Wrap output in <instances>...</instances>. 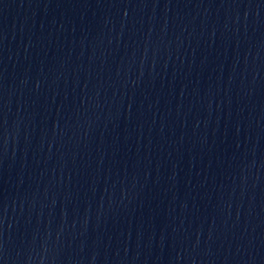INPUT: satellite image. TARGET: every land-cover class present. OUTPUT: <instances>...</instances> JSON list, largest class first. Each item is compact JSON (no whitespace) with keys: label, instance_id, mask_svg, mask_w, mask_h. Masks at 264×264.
<instances>
[{"label":"water","instance_id":"water-1","mask_svg":"<svg viewBox=\"0 0 264 264\" xmlns=\"http://www.w3.org/2000/svg\"><path fill=\"white\" fill-rule=\"evenodd\" d=\"M0 264H264V0H0Z\"/></svg>","mask_w":264,"mask_h":264}]
</instances>
